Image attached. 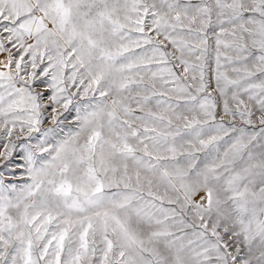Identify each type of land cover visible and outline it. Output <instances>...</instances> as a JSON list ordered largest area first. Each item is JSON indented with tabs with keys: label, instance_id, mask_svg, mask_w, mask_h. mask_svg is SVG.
Wrapping results in <instances>:
<instances>
[{
	"label": "snow or ice",
	"instance_id": "6c2138e0",
	"mask_svg": "<svg viewBox=\"0 0 264 264\" xmlns=\"http://www.w3.org/2000/svg\"><path fill=\"white\" fill-rule=\"evenodd\" d=\"M0 53V264H264V0H0Z\"/></svg>",
	"mask_w": 264,
	"mask_h": 264
},
{
	"label": "rangeland",
	"instance_id": "374dc122",
	"mask_svg": "<svg viewBox=\"0 0 264 264\" xmlns=\"http://www.w3.org/2000/svg\"><path fill=\"white\" fill-rule=\"evenodd\" d=\"M10 47V46H9ZM4 55H6V53H0V59H3ZM47 115V113L45 114ZM67 115V114H66ZM74 115V113H73ZM69 119H71V116L69 117ZM50 125V122L46 121L45 124L42 126V131L47 128L48 126ZM39 134H33V141L32 143H35V139L36 137L38 136ZM7 141H0V152H3L4 151V143H6ZM23 141H18L17 142V148L13 151V155H12V158H11V162H14L16 160H18L19 158V155L21 153V149L19 147V144L22 143ZM6 162L3 160V158H0V172H4L5 173V179L6 180H9L12 178L11 176V172L10 171H5V168H4V164Z\"/></svg>",
	"mask_w": 264,
	"mask_h": 264
}]
</instances>
